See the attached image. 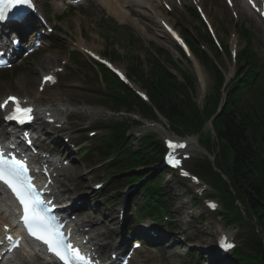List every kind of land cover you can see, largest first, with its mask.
<instances>
[{
  "label": "trees",
  "instance_id": "16d2710c",
  "mask_svg": "<svg viewBox=\"0 0 264 264\" xmlns=\"http://www.w3.org/2000/svg\"><path fill=\"white\" fill-rule=\"evenodd\" d=\"M152 67L153 70L144 73L136 65L133 73L147 91L154 108L128 89L117 92L113 104L119 110L138 112L150 120H157V110L174 131H196L197 124H201L200 116L184 88L161 66L152 64ZM242 86L247 85L242 83ZM241 92V88L234 90L229 107L216 123L222 159L217 162V167L228 181L214 172L208 162L197 167L195 172L212 181L215 196L222 201L224 216L229 222L250 223L237 208L235 201L238 200L246 218L255 219L259 227L260 234L248 238L245 252L238 250L233 259L238 264H264V89L252 93L244 104L235 103ZM125 133V126L120 124L112 137L114 145L120 146L121 151L126 142ZM144 146L135 157L157 161L158 146L151 141Z\"/></svg>",
  "mask_w": 264,
  "mask_h": 264
},
{
  "label": "rangeland",
  "instance_id": "374dc122",
  "mask_svg": "<svg viewBox=\"0 0 264 264\" xmlns=\"http://www.w3.org/2000/svg\"><path fill=\"white\" fill-rule=\"evenodd\" d=\"M86 7L84 9H80L78 11H76L75 13H73V15L69 16L67 19H65L63 21V26H64V31L62 34V37H68L71 39H75L78 36V27L79 24L77 22H81L83 25H81L82 29L84 30V37L88 39L89 43L92 45L91 47L95 50V51H99V52H104L105 48H106V43L104 40V36L103 34H101V27H100V19L102 18L103 14L101 12H99L97 10V8H95V5L93 3H88L85 5ZM154 7V6H153ZM85 12V14H84ZM82 13V15H81ZM150 13L156 17H163L162 15H160L159 10L156 8V6L154 7V9L150 10ZM85 16L83 19L82 16ZM157 18V19H158ZM213 18L216 20L218 18V11L217 14H215L213 16ZM171 19L172 23L175 22H181L183 20L182 16L179 15L178 13L176 14V16L172 15L171 18L166 19V21H169ZM94 20V21H92ZM218 22L216 23L219 31L221 32V37L224 38V31L226 26H228V28H230L231 26V21H225V22H221L219 19H217ZM93 24H95L98 29H95ZM133 28L134 33L137 36H140V38L143 40V43H153L155 46L157 47H161L163 48L166 52H169L172 56L173 59L176 63H180L182 70L194 77L197 78V83H196V103L198 104V106L200 108H202L203 103H204V97L206 95H208V93L210 92L212 86H213V82L211 80V78L209 77V75L202 69V67L200 68V70L195 69L194 65L190 62L187 61L183 58H181L177 52L175 51V44L173 43V41H170L168 43H165V40L163 38V36L166 34L163 29L161 28V25L158 22V26H159V32H157V35L154 36H149L143 25H131ZM99 34V35H98ZM161 36V37H160ZM62 39V38H61ZM77 40V39H76ZM65 44L67 45L66 41ZM90 47V46H89ZM120 50H125L123 47H121L119 45ZM258 48L261 51V53L264 54V41L263 42H259L258 44ZM68 51V50H67ZM67 61L68 59V54H63V53H58L57 51H46L44 52L39 60L33 62L31 65H29V72L26 74H23L21 76H19L16 80L11 81L10 83H6L1 85L0 88V98L1 96H5L8 93H17V94H32L33 92L36 91L38 85H39V81L41 78V74L43 72L48 73L49 71H52L56 68H62L63 66V62ZM118 66L120 68H124L125 64L123 63H119ZM52 67V68H51ZM168 67L170 69H172V67L170 65H168ZM226 67V66H225ZM227 70H229V67H226ZM86 69V68H84ZM89 70V69H86ZM225 70V69H224ZM205 73H204V72ZM72 72H68L67 71V81L70 80V82L67 83V85L69 86L70 89H72L73 86H82V88H89L86 86L85 83V78L83 76H81L78 73H73ZM88 81V79H87ZM25 85V88H23L22 86ZM92 88H94V86H92ZM67 90H70L66 87ZM75 90V89H72ZM70 90L69 92H67V95H69L70 97H72L75 102H79V103H86L85 100H87V96L85 95V93H83V91H72ZM90 91V90H87ZM109 116V114H108ZM106 117L107 114L106 113H102V115H93L94 120L96 121L94 124H99L102 122H106ZM111 117H107V119H109ZM126 118V117H125ZM121 119V116H119V119ZM94 131H100L98 136L100 135H105L106 133L104 131L98 130V127L94 126L93 127ZM154 133L158 134V137L163 140L164 138L170 136V137H174L170 131H163V130H159V129H151ZM147 130L145 129H139L134 131L133 133H131L129 135V137L135 142V145H137L136 140L139 138L140 135L144 134ZM192 162L196 161L198 159L203 158V155H200L199 153H192ZM186 169L189 168L188 163H186V165L184 166ZM100 172V171H98ZM167 175L165 176V179H167ZM168 179H170V176L168 177ZM165 180V184L163 186V188L165 190H167V192L172 191V198H171V213L173 216H175V223L177 224V227L179 228V230L185 234V238H187L188 240L191 241H195L194 245L195 247H201L202 249H206L208 247H214L215 248V242H216V238L219 236L220 232H221V223L219 221H217L215 219V217L211 216L210 214L208 215L206 213V211L200 206L198 209H196L195 207L192 206V196L189 195V192L187 190L184 189V187H179L177 184V180L170 179ZM167 183V185H166ZM191 188H193L194 186L191 184L190 185ZM217 203V201H215ZM120 204H116L114 205L116 210L118 209V206ZM218 205V203H217ZM105 207V206H102ZM218 209H219V205H218ZM104 211V210H103ZM105 212H109V210H105ZM205 213L203 216L202 214ZM117 217V215H116ZM132 215H125L124 216V220L126 221H130L132 219ZM250 220V218H247ZM192 221L198 222L201 225H203V227L199 228L200 232H196V228L192 227ZM113 227H116L113 225ZM236 227V226H235ZM118 228V227H117ZM232 229H229L230 233H235L238 237L235 238L236 240V244L237 246H240L242 244V241L244 240V238L254 234L255 232L252 230L251 227L245 226V227H236ZM203 230H205V234H203ZM197 236H195V234ZM241 238V239H239ZM208 240L209 243L202 241V240ZM200 241H201V245H200ZM212 247V248H213ZM189 250L192 251V256L193 257H197L198 254L195 253L197 250L193 248H189ZM200 250V248H199ZM185 252H186V248L182 249V248H176L173 249V247H171V249H169V254L166 257L169 258V264H186L189 261V258H191V256L186 255L185 256ZM188 252V251H187ZM201 253V251H199ZM181 254V255H180ZM201 256H205L210 258L209 255H207L206 253L201 254ZM164 264V260L160 259L157 256H151L150 257V264Z\"/></svg>",
  "mask_w": 264,
  "mask_h": 264
},
{
  "label": "bare ground",
  "instance_id": "6f19581e",
  "mask_svg": "<svg viewBox=\"0 0 264 264\" xmlns=\"http://www.w3.org/2000/svg\"><path fill=\"white\" fill-rule=\"evenodd\" d=\"M145 1H148V0H145ZM104 3L109 5V7L107 8V11L110 15L114 16L116 19H121V12H118V7L120 5L121 8H124L123 6L127 7L128 10L131 12V14L133 13L136 17H137V20L136 22L138 24H142L144 25L146 31L152 35V36H156L157 35V32H159V26H158V23H157V20L156 18H154L151 14H149L146 10H140V9H136L137 8V5L136 3H133L131 0H119L118 4L116 2H114L113 0H101V5L104 6ZM114 4L115 7H116V10L115 9H112L110 8L111 5ZM236 7L240 10V15L242 16V18L246 17L245 15L248 14L247 11L239 4L237 3L236 4ZM144 8H148L147 6H145ZM152 8V5H150L149 9ZM223 13L224 12H227L226 10H223L222 11ZM161 37V36H160ZM164 40H165V43H168L169 41V37H167V35L165 34L163 36ZM52 68V67H51ZM49 73V72H48ZM48 73H45L43 72L41 74V78L42 77H46L48 75ZM45 87H48L49 85L48 84H44L42 83ZM46 95V94H45ZM44 95V96H45ZM44 96L42 98H44ZM9 97L8 95L5 97L7 98ZM41 98V99H42ZM28 99V101L31 103V104H34V103H38V101L40 100V96H39V93H35V94H32L30 95L29 98H26ZM23 100V99H22ZM57 103V102H56ZM53 108H57V106H53ZM56 113H58V111H56ZM196 142H192L190 143V147L193 151H196L197 150V146H196ZM81 205H83L84 207L86 206V203L85 202H82ZM2 220L0 219V232H1V227H2ZM93 224V221H90L88 223H86V225L84 226V228H88L90 227L91 225ZM107 230L110 229V226L107 225ZM202 229V228H201ZM110 232H114L112 230V228L110 229ZM121 234H123L122 232H120ZM203 234H205V230H203ZM202 241H205L207 243H209L208 240H202ZM24 264H28V263H24Z\"/></svg>",
  "mask_w": 264,
  "mask_h": 264
}]
</instances>
